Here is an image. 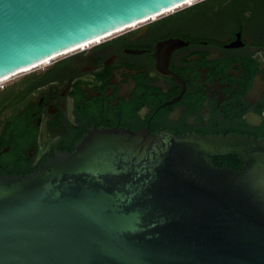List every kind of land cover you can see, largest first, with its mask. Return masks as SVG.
Returning <instances> with one entry per match:
<instances>
[{"label": "water", "instance_id": "95a60500", "mask_svg": "<svg viewBox=\"0 0 264 264\" xmlns=\"http://www.w3.org/2000/svg\"><path fill=\"white\" fill-rule=\"evenodd\" d=\"M185 3L0 0V81ZM0 264H264V140L94 128L0 176Z\"/></svg>", "mask_w": 264, "mask_h": 264}, {"label": "flooded vegetation", "instance_id": "af4514ba", "mask_svg": "<svg viewBox=\"0 0 264 264\" xmlns=\"http://www.w3.org/2000/svg\"><path fill=\"white\" fill-rule=\"evenodd\" d=\"M0 92V176L38 171L94 128L264 140V0H199Z\"/></svg>", "mask_w": 264, "mask_h": 264}, {"label": "bare ground", "instance_id": "6f19581e", "mask_svg": "<svg viewBox=\"0 0 264 264\" xmlns=\"http://www.w3.org/2000/svg\"><path fill=\"white\" fill-rule=\"evenodd\" d=\"M196 1H198V0H190V2H186L184 5H180V6L177 7V8H181V7L185 6V5L191 4V3L196 2ZM174 10H176V9H171V10L165 11L163 14L169 13V12L174 11ZM163 14H162V15H163ZM158 16H161V15L153 16V17H151V18L148 19V20L140 21V22H138V23H135V24L129 25V26L124 27V28H122V29H120V30H117V31H115V32H113V33H110V34H108V35H105L104 37H101V38L95 39V40L90 41V42H88V43H85V44H83V45H81V46H79V47H76V48H74V49H71V50H69V51H66V52H64V53H62V54H60V55H57V56L51 57V58H49V59H46V60H44V61H42V62H40V63H38V64H36V65H33V66H30V67H27V68H25V69H23V70H21V71H19V72H17V73H14V74H12L11 76H9V77H7V78L1 80L0 82H3V81L7 80V79L10 78V77L16 76L17 74L27 73L28 71H31V70H33V69L39 68V67L44 66V65H48V64L50 63V61L53 60L54 58H58V57H61V56H64V55H68V54H70V53H73V52H75V51L81 50V49H83V48H85V47H87V46H89V45H91V44H94V43L100 42V41H102L103 39L110 37L111 35H114V34H116V33H118V32H121V31H123V30H125V29H127V28H131V27L136 26V25H138V24L144 23V22H146V21H149V20L155 19V18H157Z\"/></svg>", "mask_w": 264, "mask_h": 264}, {"label": "rangeland", "instance_id": "374dc122", "mask_svg": "<svg viewBox=\"0 0 264 264\" xmlns=\"http://www.w3.org/2000/svg\"><path fill=\"white\" fill-rule=\"evenodd\" d=\"M198 1H199V0H198ZM196 2H197V1H196ZM193 3H195V2H193ZM193 3H191V4H193ZM191 4H188V5H185V6L187 7V6L191 5ZM186 7L183 6V7H181L180 9H183V8H186ZM174 11H175V10H174ZM174 11H171V12H169V13H166V15L171 14V13H173ZM166 15H164V16H166ZM161 16H162V15H161ZM158 17H159V16H158ZM158 17L155 18V19H152V20L146 21V22H144V24L147 23V22L156 21V20H158ZM159 18H161V17H159ZM141 24H143V23H141ZM141 24H138V25H136V26H139V25H141ZM136 26H135V27H136ZM129 29H130V28H129ZM129 29H126V30H124V31L118 32V33H116V34H114V35H111L110 37L105 38V39H103V40L110 39V38H112L113 36H116V35H118V34H121V33L125 32V31H127V30H129ZM103 40H102V41H103ZM102 41H100V42H102ZM100 42H97V43H94V44H98V43H100ZM94 44H91V45H94ZM91 45H89V46H91ZM89 46H87V47H89ZM87 47H85V48H87ZM85 48H84V49H85ZM79 51H80V50H79ZM75 52H77V51H75ZM75 52H73V53H75ZM70 54H72V53H70ZM68 55H69V54H68ZM64 56H66V55H64ZM61 57H62V56H61ZM61 57L54 58L53 60L50 61V63H51L52 61H54V60H57V59L61 58ZM50 63H49V64H50ZM45 66H47V65L41 66V67H39V68L33 69V70H31V71H28V72L36 71V70L41 69V68H43V67H45ZM24 74H25V73L17 74L16 76L10 77V78H8V79L5 80V81L0 82V89H1L2 87H4L5 85H7V84L13 82L14 80L18 79L21 75H24Z\"/></svg>", "mask_w": 264, "mask_h": 264}, {"label": "trees", "instance_id": "16d2710c", "mask_svg": "<svg viewBox=\"0 0 264 264\" xmlns=\"http://www.w3.org/2000/svg\"><path fill=\"white\" fill-rule=\"evenodd\" d=\"M3 96L4 95L0 92V104L2 103ZM212 160L216 167H218V162L222 161L223 164L227 165L232 170H238L236 166H238L240 163L239 158L236 155H229L225 157H215V158H212Z\"/></svg>", "mask_w": 264, "mask_h": 264}, {"label": "snow or ice", "instance_id": "6c2138e0", "mask_svg": "<svg viewBox=\"0 0 264 264\" xmlns=\"http://www.w3.org/2000/svg\"><path fill=\"white\" fill-rule=\"evenodd\" d=\"M186 2H190V0H186Z\"/></svg>", "mask_w": 264, "mask_h": 264}]
</instances>
